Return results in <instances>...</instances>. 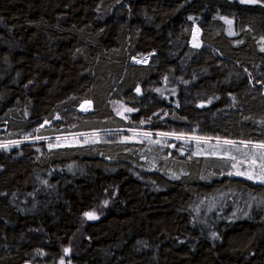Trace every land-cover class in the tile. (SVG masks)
Masks as SVG:
<instances>
[{"label": "trees", "instance_id": "1", "mask_svg": "<svg viewBox=\"0 0 264 264\" xmlns=\"http://www.w3.org/2000/svg\"><path fill=\"white\" fill-rule=\"evenodd\" d=\"M261 87L264 0H0V144L152 134L0 146V264H264V184L227 172L254 155L264 173V152L194 141L179 157L147 142L264 144Z\"/></svg>", "mask_w": 264, "mask_h": 264}, {"label": "rangeland", "instance_id": "2", "mask_svg": "<svg viewBox=\"0 0 264 264\" xmlns=\"http://www.w3.org/2000/svg\"><path fill=\"white\" fill-rule=\"evenodd\" d=\"M199 30V29H195ZM192 32V36L194 34V31ZM201 33V30H199ZM202 35V33H201ZM191 36V38H192ZM191 40V39H190ZM200 41H201V36H200ZM191 45V44H190ZM192 46V45H191ZM203 46V43L201 42L200 48ZM193 47V46H192ZM195 48V47H193ZM149 57H145L142 59H135L134 61L132 60L131 62L135 64H141V65H146L148 63ZM260 92L262 95H264V88L261 87ZM92 109V103L89 101L82 102L78 106V111L82 113H87L91 112ZM60 117L57 115L54 118L55 121H59ZM52 122H44L39 129L42 128H48L51 126ZM118 132H126V134L123 133H118ZM134 134H148L152 135L150 133H145L143 131L139 130H128V131H117V132H108V131H103V132H92V133H81V134H59L56 136L48 137V138H39V137H34L32 139H26V140H20V141H12V142H2L0 146H13L15 145L17 149L22 145V143L29 142V143H36L40 144L41 141H46L47 143L43 145V149H61V148H69V147H80V146H120L122 144H125V142L129 139L128 135H133ZM158 138H149L147 142H150L152 144L158 145L161 148V151L163 153H168L177 150V154L179 157H186V150H188V153L190 151L189 149V143L188 142H194V141H200V142H212L216 143L215 145H221L225 144L224 141L221 140H209L205 138H200L197 139L194 136H183V135H170V134H156ZM168 139H171L172 142H167ZM136 147H141L145 148L146 143L145 139H137L135 138L134 140L131 141ZM233 145V144H230ZM234 145H239V146H246V147H251L252 149L256 148L258 149L257 145L253 144H247V143H237L235 142ZM195 148V147H194ZM196 148H199L196 147ZM219 149L217 147H208L204 146L202 147V155H211L212 149ZM264 152V149H258ZM256 152V151H254ZM215 154V153H214ZM260 157H263L264 155H259ZM170 155H167V158H169ZM192 155L189 156L188 159H190ZM247 164H233L236 165L235 167H232L227 170L228 176L230 177H235L239 179H246L248 181H251L253 183L258 182L261 184H264V173H261L258 170V166L256 164L254 155L250 156V159L248 160ZM231 173V175L229 174ZM237 173H242V174H237ZM251 176L252 178L249 179L248 177ZM96 216V214H94ZM97 217V216H96ZM97 219V218H95ZM91 219V220H95Z\"/></svg>", "mask_w": 264, "mask_h": 264}, {"label": "snow or ice", "instance_id": "3", "mask_svg": "<svg viewBox=\"0 0 264 264\" xmlns=\"http://www.w3.org/2000/svg\"><path fill=\"white\" fill-rule=\"evenodd\" d=\"M137 91H139V89H138ZM127 110H128V111H131V109H127ZM224 143H225V144H233V145H234L235 142L225 140ZM241 143H243V142H241ZM257 147H259V148H261V149H264V144L257 145ZM262 159H264V157H262ZM235 166H236V165H233V167H235ZM229 174L231 175V173H229ZM237 174H242V173H237ZM248 178L251 179L252 177L249 176ZM105 204H107V202H105ZM85 216H86L87 218H89V219H95V218H97V217L94 215V213H92V212L85 213ZM64 251H65V254H67L70 250L66 248ZM61 264H64L63 260H61Z\"/></svg>", "mask_w": 264, "mask_h": 264}, {"label": "bare ground", "instance_id": "4", "mask_svg": "<svg viewBox=\"0 0 264 264\" xmlns=\"http://www.w3.org/2000/svg\"><path fill=\"white\" fill-rule=\"evenodd\" d=\"M200 36L201 33L199 30H195L194 34L190 40V44L195 47V48H199L201 46V41H200Z\"/></svg>", "mask_w": 264, "mask_h": 264}, {"label": "water", "instance_id": "5", "mask_svg": "<svg viewBox=\"0 0 264 264\" xmlns=\"http://www.w3.org/2000/svg\"><path fill=\"white\" fill-rule=\"evenodd\" d=\"M197 27H194V29H196ZM24 264H34V263H24Z\"/></svg>", "mask_w": 264, "mask_h": 264}, {"label": "built area", "instance_id": "6", "mask_svg": "<svg viewBox=\"0 0 264 264\" xmlns=\"http://www.w3.org/2000/svg\"><path fill=\"white\" fill-rule=\"evenodd\" d=\"M264 88V87H263ZM261 93V92H260ZM262 95V94H261ZM262 96H264V95H262Z\"/></svg>", "mask_w": 264, "mask_h": 264}]
</instances>
